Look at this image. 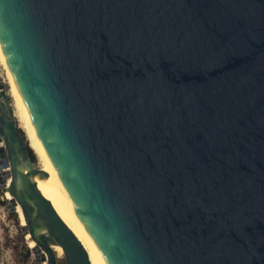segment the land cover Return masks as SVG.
I'll use <instances>...</instances> for the list:
<instances>
[{"label": "water", "instance_id": "95a60500", "mask_svg": "<svg viewBox=\"0 0 264 264\" xmlns=\"http://www.w3.org/2000/svg\"><path fill=\"white\" fill-rule=\"evenodd\" d=\"M0 42L108 264H264V0H0ZM8 88L3 191L39 261L91 264Z\"/></svg>", "mask_w": 264, "mask_h": 264}, {"label": "bare ground", "instance_id": "6f19581e", "mask_svg": "<svg viewBox=\"0 0 264 264\" xmlns=\"http://www.w3.org/2000/svg\"><path fill=\"white\" fill-rule=\"evenodd\" d=\"M0 68L5 81L9 86L8 92L12 99V107L14 109V116L18 125L23 129L30 147L33 149L39 159V166L42 170L47 172L46 176L36 174L34 181L41 194L50 201L57 214L71 229L75 236L80 240L86 249L91 264H108L106 259L99 249L93 235L86 226L73 200L71 199L58 171L55 169L50 156L45 148V145L39 136L32 117L16 84L13 73L6 59L0 42ZM10 181V180H9ZM5 196L8 199H14L12 193L6 190ZM16 209L20 211L22 218V225L27 224L23 209L19 203ZM29 240V245L34 248L36 241L31 233L26 234ZM53 249L59 257L64 255V249L61 245H54ZM47 263V261H46Z\"/></svg>", "mask_w": 264, "mask_h": 264}, {"label": "rangeland", "instance_id": "374dc122", "mask_svg": "<svg viewBox=\"0 0 264 264\" xmlns=\"http://www.w3.org/2000/svg\"><path fill=\"white\" fill-rule=\"evenodd\" d=\"M23 134L25 135L24 132ZM33 154L36 167L41 169L39 159L34 151ZM1 189L0 183V264H44L46 261H39L29 245L30 242L22 227L20 211L9 201ZM58 259L60 264H65L63 256Z\"/></svg>", "mask_w": 264, "mask_h": 264}, {"label": "built area", "instance_id": "2783aa9c", "mask_svg": "<svg viewBox=\"0 0 264 264\" xmlns=\"http://www.w3.org/2000/svg\"><path fill=\"white\" fill-rule=\"evenodd\" d=\"M5 83H6V81H5ZM1 143H0V146H4L3 142H1ZM10 169H11V167H10L9 161L5 157L0 156V175L2 173H6L7 171H10ZM5 180H6L7 184H9L10 183L9 180H11V178H6ZM2 192L5 194V192L3 190H2ZM44 264H47V263L44 262Z\"/></svg>", "mask_w": 264, "mask_h": 264}, {"label": "trees", "instance_id": "16d2710c", "mask_svg": "<svg viewBox=\"0 0 264 264\" xmlns=\"http://www.w3.org/2000/svg\"><path fill=\"white\" fill-rule=\"evenodd\" d=\"M30 155L33 158V160L35 161V155L33 154V151L31 149H29Z\"/></svg>", "mask_w": 264, "mask_h": 264}]
</instances>
